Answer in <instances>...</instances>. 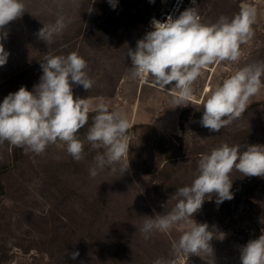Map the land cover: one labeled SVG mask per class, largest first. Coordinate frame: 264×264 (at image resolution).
I'll return each instance as SVG.
<instances>
[{"label":"rangeland","instance_id":"1","mask_svg":"<svg viewBox=\"0 0 264 264\" xmlns=\"http://www.w3.org/2000/svg\"><path fill=\"white\" fill-rule=\"evenodd\" d=\"M26 1L0 41L9 52L0 66V100L21 85L31 90L38 83L40 61L49 50L53 55L76 51L86 60L93 84L87 90L74 85V97L94 102L104 97L110 108L125 112L129 152L115 172L106 166L90 174L94 156L103 151L85 139L95 114L91 109L78 129L80 159L60 141L37 153L0 140V264H153L157 258L173 264H240V246L264 229V176L244 175L233 167V198L218 204L215 193L205 196L194 219L224 233L213 237L211 249L189 253L173 247L188 227L184 221L147 235L141 228L145 215L174 206L176 189L191 183L202 153L221 143L264 144V87L220 130L199 123L203 100L215 84L239 66L264 63V1L200 0L204 23L232 17L245 2L254 5L256 15L238 60L204 68L193 81L192 97L181 106L170 102L169 93L131 78L127 56V48L135 47L169 0H118L115 8L107 0ZM57 16L64 17V29L41 39L38 30Z\"/></svg>","mask_w":264,"mask_h":264},{"label":"clouds","instance_id":"2","mask_svg":"<svg viewBox=\"0 0 264 264\" xmlns=\"http://www.w3.org/2000/svg\"><path fill=\"white\" fill-rule=\"evenodd\" d=\"M107 2L115 8L118 0ZM191 3L195 5L196 0ZM91 10L89 7L88 11ZM23 12L24 0H0V41L8 35L5 25ZM255 15L254 5L245 2L232 17L221 15L210 23L200 20L195 6L184 8L176 16L169 13L163 21L153 17L150 30L136 40L134 48H127L130 76L169 93L170 102L181 106L192 97L193 81L204 68L221 60H238L241 43L252 34ZM65 26L64 17L57 16L53 22L43 24L37 34L45 41L50 40ZM8 56L9 52L0 42V66L6 63ZM86 64L76 51L45 55L40 61L42 71L38 83L31 90L21 85L0 100V140L26 145L37 153L47 144L60 141L74 159H80L83 141L78 137V129L85 125L91 109L95 114L85 139L92 147L103 151L94 156L90 174L95 175L106 166L115 172L116 165L129 152V121L125 112L110 108L104 97L95 98V102L88 96L74 97V85H82L87 90L93 84ZM262 76V62L237 67L211 88L203 100L199 123L210 131H218L231 123L245 110L249 98L264 87ZM233 167L244 175L264 176V144L221 143L202 153L191 183L176 189L174 206L163 213L145 215L141 231L146 235L153 230L167 231L176 222L184 221L188 227L173 247L189 253L211 249L213 237L222 238L224 233L215 231V225L210 228L206 221L197 222L194 213L205 196L211 198L212 193L218 204L233 198L229 175ZM71 255L76 257L78 251ZM239 260L240 264H264V229L258 237L240 246ZM153 264L173 262L157 258Z\"/></svg>","mask_w":264,"mask_h":264},{"label":"built area","instance_id":"3","mask_svg":"<svg viewBox=\"0 0 264 264\" xmlns=\"http://www.w3.org/2000/svg\"><path fill=\"white\" fill-rule=\"evenodd\" d=\"M199 3H200V0H196V4L195 5H193L191 3V0H169V4L167 5V7H165L162 10L161 14H156L153 17H155V18L160 19L161 21H163V19L165 18V16L167 14L171 13L173 16H176L184 8L193 7V6H195V8H196V10L198 12ZM198 14H199L200 20L202 21V19H203L202 15L199 12H198ZM150 28H151V24L149 23L146 31L150 30ZM150 79H151V77H149V80ZM146 82H147L146 80H143V83L142 84H144V85H149L150 84L149 82H147V83Z\"/></svg>","mask_w":264,"mask_h":264},{"label":"bare ground","instance_id":"4","mask_svg":"<svg viewBox=\"0 0 264 264\" xmlns=\"http://www.w3.org/2000/svg\"><path fill=\"white\" fill-rule=\"evenodd\" d=\"M258 1V0H257ZM260 2H263L264 0H259ZM148 82V81H147ZM146 82V83H147ZM137 83H139L140 85L143 83V80H139V79H137ZM142 85H144V84H142ZM151 85V84H150ZM152 86V85H151Z\"/></svg>","mask_w":264,"mask_h":264},{"label":"trees","instance_id":"5","mask_svg":"<svg viewBox=\"0 0 264 264\" xmlns=\"http://www.w3.org/2000/svg\"><path fill=\"white\" fill-rule=\"evenodd\" d=\"M9 46H11V47H13L12 45H11V43L9 42ZM48 48V47H47ZM48 54H52V52L49 50L48 51ZM10 61H11V59H9ZM36 75V74H35Z\"/></svg>","mask_w":264,"mask_h":264},{"label":"crops","instance_id":"6","mask_svg":"<svg viewBox=\"0 0 264 264\" xmlns=\"http://www.w3.org/2000/svg\"><path fill=\"white\" fill-rule=\"evenodd\" d=\"M26 1V0H25ZM26 3H27V1H26ZM27 5H28V3H27ZM77 36H78V34H77Z\"/></svg>","mask_w":264,"mask_h":264}]
</instances>
